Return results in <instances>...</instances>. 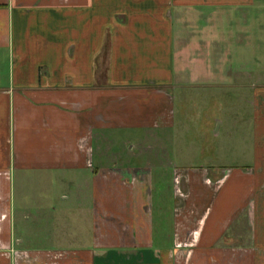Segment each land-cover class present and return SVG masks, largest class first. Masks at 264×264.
I'll return each instance as SVG.
<instances>
[{
	"label": "crops",
	"instance_id": "1",
	"mask_svg": "<svg viewBox=\"0 0 264 264\" xmlns=\"http://www.w3.org/2000/svg\"><path fill=\"white\" fill-rule=\"evenodd\" d=\"M259 35L264 0H0V264H264ZM205 83L241 94L249 161L170 170L174 209L157 223L158 152L139 147L177 126L175 89ZM31 172L80 174L87 232L62 226L48 247L18 233L16 175Z\"/></svg>",
	"mask_w": 264,
	"mask_h": 264
},
{
	"label": "rangeland",
	"instance_id": "2",
	"mask_svg": "<svg viewBox=\"0 0 264 264\" xmlns=\"http://www.w3.org/2000/svg\"><path fill=\"white\" fill-rule=\"evenodd\" d=\"M262 42L259 35L257 46L252 45V56L257 58L256 73L259 75L257 80L261 83V79L264 81V44ZM236 61L237 55L236 59H232V64H237ZM174 94L177 99V126L168 131V139H165L164 135L160 136L162 139L158 142H155L154 138L144 139L142 146L139 147L141 150H154L153 155H157L158 152L157 156L141 158H146L154 165L149 167L151 174L148 180L157 223L162 218L165 222L169 220L174 209L175 189L170 170L173 169L174 172L175 168L181 170L202 167L236 169L249 161L247 157L237 155L236 150L235 115L239 112L237 107L240 104V93L222 83H205L177 88ZM246 131L245 126V135L248 134ZM126 136L132 137L131 133ZM126 141L127 138L122 142H115L114 146L127 150ZM132 158L128 156L124 160L131 161ZM79 175V173L70 172H31L26 174L25 180L23 174L17 173L14 188L15 203L19 213L17 230L20 233L23 229H27L32 246H50L51 240L56 238L54 235H58L62 226L71 231L74 228L81 230L85 228L87 232L88 221L85 215L80 214V209L84 208L82 195H87L91 200L90 195L93 194V190L79 189L77 179ZM99 183L98 186L101 187L103 182ZM102 192L105 196L108 195V199L117 198L111 190ZM114 201L113 203L116 202ZM31 208L33 209L30 211L32 220L29 217H23L22 214L24 209L31 210ZM38 217L41 220L37 221ZM60 217H65V220L60 222L59 220H62Z\"/></svg>",
	"mask_w": 264,
	"mask_h": 264
}]
</instances>
